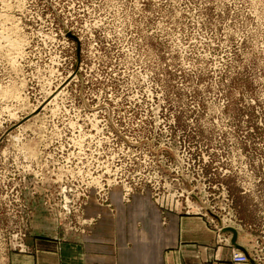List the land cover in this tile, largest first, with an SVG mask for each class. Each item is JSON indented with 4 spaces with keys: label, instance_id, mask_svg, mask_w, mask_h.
Instances as JSON below:
<instances>
[{
    "label": "rangeland",
    "instance_id": "374dc122",
    "mask_svg": "<svg viewBox=\"0 0 264 264\" xmlns=\"http://www.w3.org/2000/svg\"><path fill=\"white\" fill-rule=\"evenodd\" d=\"M175 215L264 264V0H0V264Z\"/></svg>",
    "mask_w": 264,
    "mask_h": 264
},
{
    "label": "crops",
    "instance_id": "0c3cea01",
    "mask_svg": "<svg viewBox=\"0 0 264 264\" xmlns=\"http://www.w3.org/2000/svg\"><path fill=\"white\" fill-rule=\"evenodd\" d=\"M172 218L168 226L162 224V227L173 226V230L167 234L156 230L157 239L153 241L134 240V244L94 241L92 250L85 242L66 243L61 250L55 249V246L59 248L56 241H43L41 244L46 248L42 251V260L44 264H252L233 261V247L223 245L217 249L216 232L203 217L175 215ZM136 228L144 230L143 225Z\"/></svg>",
    "mask_w": 264,
    "mask_h": 264
},
{
    "label": "built area",
    "instance_id": "2783aa9c",
    "mask_svg": "<svg viewBox=\"0 0 264 264\" xmlns=\"http://www.w3.org/2000/svg\"><path fill=\"white\" fill-rule=\"evenodd\" d=\"M235 258H236L237 261H246L247 260V256L241 255V254H238V253L236 254Z\"/></svg>",
    "mask_w": 264,
    "mask_h": 264
}]
</instances>
